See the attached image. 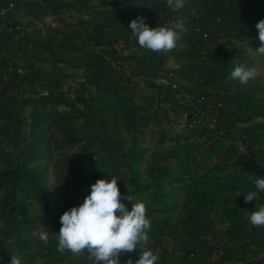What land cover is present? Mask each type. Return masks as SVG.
Masks as SVG:
<instances>
[{
	"label": "rangeland",
	"instance_id": "rangeland-1",
	"mask_svg": "<svg viewBox=\"0 0 264 264\" xmlns=\"http://www.w3.org/2000/svg\"><path fill=\"white\" fill-rule=\"evenodd\" d=\"M70 4L30 0L28 16L10 19L14 35L0 27V264L10 255L22 264H92L86 252L59 251L56 233L60 216L79 206L96 180L111 177L122 196L145 203L151 228L142 250L158 255L157 264H264V226L249 223L256 202L244 201L264 177V57L256 55L255 27L264 0H199L191 9L195 44L179 56L192 68L185 75L195 76L186 100L142 93L140 73L115 70L111 56L100 77L95 61L73 45L83 39L72 27L96 30L99 22L107 32L109 21L91 3ZM75 7L92 12L62 14ZM188 9L176 16L169 9L166 22L184 19ZM134 13L128 30L138 16L149 25ZM14 39L24 43L21 51L12 49ZM53 40L83 65L65 75L63 64L39 62L35 52H50ZM238 64L261 75L248 85L229 82ZM175 70L145 83L167 85L162 78ZM177 79L172 89H180ZM122 202L131 210V201ZM43 226L47 244L31 235ZM129 257L138 259L139 248L122 254L121 264Z\"/></svg>",
	"mask_w": 264,
	"mask_h": 264
},
{
	"label": "clouds",
	"instance_id": "clouds-1",
	"mask_svg": "<svg viewBox=\"0 0 264 264\" xmlns=\"http://www.w3.org/2000/svg\"><path fill=\"white\" fill-rule=\"evenodd\" d=\"M166 6L173 11L183 9L187 0H165ZM195 15V10H193ZM255 27L258 30L260 46L256 55L264 57V19ZM129 28L139 46L153 53H169L178 47L187 29L183 19L171 21L169 25L151 28L143 17L138 16L130 22ZM261 75L256 67L236 65L228 76L229 82L248 85ZM116 177L98 179L91 185L90 194L84 197L79 206L71 207L60 216L61 227L56 233L58 250L69 251L74 255L87 253L92 264H121V255L132 253L139 248V258L129 257L126 264H157L159 257L151 249L142 250L148 242L151 221L147 218L144 202L133 203V198L122 196ZM255 190L244 194L245 203L255 200V210L250 211L247 219L252 226H264V203H260L264 193V177L255 181ZM132 202L131 210L122 202ZM48 230L44 226L32 236L44 244L49 242ZM3 258L0 257V260ZM9 264H22L17 255H10ZM36 264H41L37 260Z\"/></svg>",
	"mask_w": 264,
	"mask_h": 264
},
{
	"label": "crops",
	"instance_id": "crops-1",
	"mask_svg": "<svg viewBox=\"0 0 264 264\" xmlns=\"http://www.w3.org/2000/svg\"><path fill=\"white\" fill-rule=\"evenodd\" d=\"M10 1H16L17 7L14 9H7L8 12V22L1 18L0 21V27H4L5 32H9L10 34H15V29H12L10 27V19L16 22L19 19L25 17L24 15L28 16L29 14H26V10L23 7L24 5H27L30 0H0V12L6 8L7 4ZM41 1H49V0H41ZM70 1V7L71 5L75 3H91L94 8L93 12L97 13L100 18H103L105 20H108L109 23H107L108 31L104 32V29L102 28L101 23H95L97 26L96 30H93L91 25L89 23H83L81 26L76 24L72 28H77V32L82 35L81 37V44H73L75 47H78L81 49L85 55L90 56L87 59L94 60L95 61V69L97 70V74L99 72L100 77H102L101 72H104V65H107L110 61L108 60V57L111 56L113 60L112 64L115 70L117 69H125L124 66L131 69L134 73H140L142 76L138 81V87L144 93L146 90L150 93H154V89L158 92H161L162 94L165 93H174L176 94L181 100H186L188 98H192V92L194 90L193 86V77L194 75H185L187 71L189 70L185 66L183 67L182 63L186 60H182L180 56V51H190V47L195 44L193 42V24L190 23L193 21V18L191 17V9H194L195 5L199 3V0H187V4L185 7L189 8L186 10L183 17H185L183 20L185 22V27L187 29L186 33L183 35L182 40L179 42L178 47L169 53H153L150 51H147L143 48H141L137 42V39L135 36H133L131 30H128L125 26V22L128 20V17L130 16V13L133 12V10H136V13L134 15L142 13L144 14V17L149 19V27L155 28L159 25L165 26L169 25L170 23L166 22V17L170 14L169 9L166 6L165 0H65ZM205 1V0H203ZM38 6V5H37ZM207 8V7H204ZM68 9H65L67 11ZM81 7H75V10L73 12H63L62 14L71 15L74 16L79 13L80 18L82 16H90V13L86 11H82L81 13ZM56 15V14H55ZM12 20V21H13ZM10 21V22H9ZM6 36V35H5ZM11 43L12 49L16 51H21V46H24V43H21L20 41H15ZM54 40L49 41V49L50 52H35V55L37 56V59L41 63H49L52 66L56 64H63L66 69L65 75H67L66 71L68 67H71V69L79 68L81 67L82 61L79 59L75 54H71V52L67 53V49L65 50H57L60 49L59 47H56L54 45ZM39 48V46H36ZM64 48H68L67 43L64 46ZM71 48L73 46L71 45ZM40 49V48H39ZM124 54V56L122 55ZM187 54V53H186ZM53 55V58H52ZM59 55V56H58ZM64 55V56H63ZM125 55H128L127 57ZM61 61L64 63H61ZM106 63V64H105ZM110 64V63H109ZM174 68L177 72L176 79L180 82V89H172L169 85H162L160 83L157 87H151L150 84H146L145 80L148 78H153L155 82L157 81V73H161L165 71V69L168 68ZM186 68V69H185ZM100 70V71H99ZM96 74V75H97ZM197 78V77H196ZM119 79V78H118ZM117 93H115V96ZM121 95V94H120ZM192 95V96H191ZM151 96V95H150ZM122 98V96H119ZM150 106V104L148 105ZM147 106V107H148Z\"/></svg>",
	"mask_w": 264,
	"mask_h": 264
},
{
	"label": "built area",
	"instance_id": "built-area-1",
	"mask_svg": "<svg viewBox=\"0 0 264 264\" xmlns=\"http://www.w3.org/2000/svg\"><path fill=\"white\" fill-rule=\"evenodd\" d=\"M17 2L16 1H10L8 4H7V6H6V8L5 9H3L1 12H0V19L1 18H4L7 22H8V15H7V9H14V8H16L17 7ZM177 15V13H176V11H173V16H176ZM137 17H135L134 19H136ZM133 19V20H134ZM10 22V21H9ZM10 27L12 28V29H17V26H15V25H13L11 22H10ZM161 82L162 83H165V84H167V85H171V86H173V87H177V85H178V83H177V81H176V79H175V76H174V73L172 72V73H170L167 77H164V78H162V80H161Z\"/></svg>",
	"mask_w": 264,
	"mask_h": 264
}]
</instances>
